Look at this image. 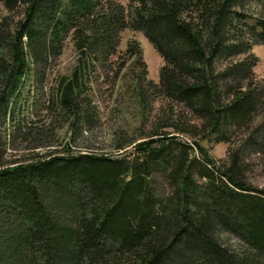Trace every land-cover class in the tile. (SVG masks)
<instances>
[{"label":"trees","instance_id":"obj_1","mask_svg":"<svg viewBox=\"0 0 264 264\" xmlns=\"http://www.w3.org/2000/svg\"><path fill=\"white\" fill-rule=\"evenodd\" d=\"M0 5L17 16L0 20V264H264V189L246 183L241 169L250 144L264 156V80L252 52L264 45V0ZM124 29L140 31L163 59L158 82L137 40L118 52ZM67 36L76 61L48 91L52 117L66 120L72 137L89 128L97 116L91 82L117 63L118 106L132 101L144 114L149 99H161L152 130L129 154L66 145L9 161L6 124L28 150L54 145L41 125L19 117L21 87L30 78L41 85ZM235 130L241 139L220 163L176 135L230 143ZM221 233L241 248L223 245Z\"/></svg>","mask_w":264,"mask_h":264},{"label":"rangeland","instance_id":"obj_2","mask_svg":"<svg viewBox=\"0 0 264 264\" xmlns=\"http://www.w3.org/2000/svg\"><path fill=\"white\" fill-rule=\"evenodd\" d=\"M116 1L124 5L127 2V0ZM4 17H10L13 18V20L17 18L16 14L14 17L11 16V14L0 5V20ZM7 20L9 21V19ZM130 39H135L140 44L142 59L145 61L148 70V78L154 82H158L159 68L163 64V59L140 31H132L130 29L121 31L118 52H122L125 49L126 43ZM252 52L258 58L257 64L254 67L256 78L264 80V45H254ZM75 58L76 55L71 38L67 36L63 42L61 54L54 60H51L45 71V78L41 81L43 87L40 88L41 85L37 86V81H35L34 78L27 79L23 82L21 94L26 97L27 100L24 107H20L18 115L22 119L25 117L26 120H32L35 122L34 124L41 125V127L45 129L42 137H46V140H51L54 145L52 147L43 145L28 150L26 149L28 142L23 140L24 137L13 138L11 135L9 136L7 134L8 125L6 124V135L4 136H6L7 144L6 159L9 161L18 157H23L26 154L41 153L48 148H55L56 151H63L66 145L69 151L73 153H96L106 155H114L117 153L122 155L129 154L135 142L142 140V138H147L144 135H147L152 130L154 116L158 112L162 101L157 97L149 99L148 107L146 108L147 112L145 111L144 114L138 113L132 101H126L122 106H118V100L115 102L113 101L115 97H113V92L118 91V86L120 84L118 80L117 63L112 65L111 70L107 69L104 71L103 68L100 70L98 69L96 74L97 82H91L92 89L90 92H93V99L97 106V116L95 122L89 128H84L83 131L76 133V135L72 137L69 133L68 122L66 120L61 121L62 118L59 116L56 118L52 117L50 110L45 109L46 104L44 101H46L48 91L51 90V87L54 85L55 79L59 75L67 74L70 71L72 65L76 61ZM118 59L120 60V58ZM128 63L129 62H126V65ZM124 71H130V69L122 70V72ZM27 89H30V91L27 92ZM27 93L29 95H27ZM24 121L23 119V122ZM191 123H195V121ZM187 128H189L190 131L194 130L191 129L190 126H187ZM140 133H144V137L138 136ZM176 135H178L183 142L191 145L193 140L198 141L216 163L226 161L229 145L234 147L241 139L238 130H235L233 135L229 137L230 143H217L212 140V138L197 137L193 136L191 133H177ZM131 139L133 140L132 144L126 145L123 148L116 147L118 143L126 142ZM43 143L45 142L43 141ZM253 146L254 145L250 144L243 148L241 154V169L246 183L254 188L264 189V156L257 153ZM194 153H197L196 149ZM163 189L165 188H159V192H162ZM219 239L223 245L231 249L241 248V242L234 236L221 233L219 234Z\"/></svg>","mask_w":264,"mask_h":264}]
</instances>
